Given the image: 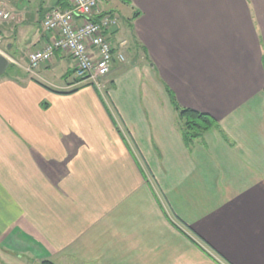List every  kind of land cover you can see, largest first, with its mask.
Here are the masks:
<instances>
[{
    "label": "crops",
    "instance_id": "obj_1",
    "mask_svg": "<svg viewBox=\"0 0 264 264\" xmlns=\"http://www.w3.org/2000/svg\"><path fill=\"white\" fill-rule=\"evenodd\" d=\"M6 1L0 264H264V0H119L97 84L63 48L28 69L70 0ZM173 98L218 126L186 143Z\"/></svg>",
    "mask_w": 264,
    "mask_h": 264
},
{
    "label": "built area",
    "instance_id": "obj_2",
    "mask_svg": "<svg viewBox=\"0 0 264 264\" xmlns=\"http://www.w3.org/2000/svg\"><path fill=\"white\" fill-rule=\"evenodd\" d=\"M102 0H70L67 8H53L43 19L47 30L58 32L51 43L29 54V67L32 70L49 60L57 48L70 51L76 60V75L80 80L98 83L106 76L111 64L118 59L125 61L124 52H114V46L106 30L119 24L117 13L105 12L96 17L95 13ZM13 13L6 0H0V19L8 21Z\"/></svg>",
    "mask_w": 264,
    "mask_h": 264
},
{
    "label": "trees",
    "instance_id": "obj_3",
    "mask_svg": "<svg viewBox=\"0 0 264 264\" xmlns=\"http://www.w3.org/2000/svg\"><path fill=\"white\" fill-rule=\"evenodd\" d=\"M136 14L134 15V17ZM173 102L179 112V124L186 143L201 137L206 131L218 126L217 120L207 112L181 106L173 98ZM40 264H54L52 261L43 260Z\"/></svg>",
    "mask_w": 264,
    "mask_h": 264
},
{
    "label": "rangeland",
    "instance_id": "obj_4",
    "mask_svg": "<svg viewBox=\"0 0 264 264\" xmlns=\"http://www.w3.org/2000/svg\"><path fill=\"white\" fill-rule=\"evenodd\" d=\"M118 1L119 0H116V3H118ZM121 3H118V6H117L120 12L119 13V25L122 27L123 30H127L129 27V22L132 18V14H131L132 6L131 5L126 6L125 4H121ZM112 5L115 6L114 4ZM112 5H105V7L109 8V6H112ZM11 71H12V68L9 67L6 73L8 74Z\"/></svg>",
    "mask_w": 264,
    "mask_h": 264
},
{
    "label": "water",
    "instance_id": "obj_5",
    "mask_svg": "<svg viewBox=\"0 0 264 264\" xmlns=\"http://www.w3.org/2000/svg\"><path fill=\"white\" fill-rule=\"evenodd\" d=\"M9 64V58L5 54L0 53V77L7 71Z\"/></svg>",
    "mask_w": 264,
    "mask_h": 264
}]
</instances>
